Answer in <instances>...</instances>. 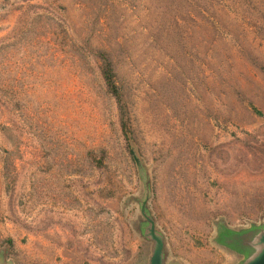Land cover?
Masks as SVG:
<instances>
[{"label": "rangeland", "instance_id": "1", "mask_svg": "<svg viewBox=\"0 0 264 264\" xmlns=\"http://www.w3.org/2000/svg\"><path fill=\"white\" fill-rule=\"evenodd\" d=\"M144 209L165 264L264 250V0H0V264H150Z\"/></svg>", "mask_w": 264, "mask_h": 264}, {"label": "water", "instance_id": "2", "mask_svg": "<svg viewBox=\"0 0 264 264\" xmlns=\"http://www.w3.org/2000/svg\"><path fill=\"white\" fill-rule=\"evenodd\" d=\"M144 211L146 212L145 214L147 219L146 224L149 226L148 234L146 236L155 243V249L150 264H165L164 239L162 238L161 234L158 232L154 220L148 215L146 209H144ZM254 229H252V231H240L238 233H235V237L240 239L239 244L243 245L244 247L249 246L250 244H248L247 236H249L248 234L253 232ZM255 244L264 245V229L260 234L258 233L256 235ZM255 244H251V245H255ZM246 264H264V250L260 254L255 256L253 259H250Z\"/></svg>", "mask_w": 264, "mask_h": 264}, {"label": "trees", "instance_id": "3", "mask_svg": "<svg viewBox=\"0 0 264 264\" xmlns=\"http://www.w3.org/2000/svg\"><path fill=\"white\" fill-rule=\"evenodd\" d=\"M103 67H102V76L106 82V86L109 90V92L117 97L118 99L121 98V90L117 83V76L114 72L113 62L110 58H103Z\"/></svg>", "mask_w": 264, "mask_h": 264}]
</instances>
